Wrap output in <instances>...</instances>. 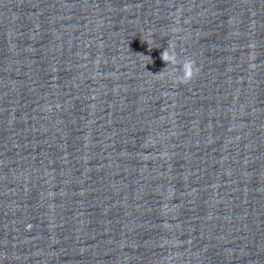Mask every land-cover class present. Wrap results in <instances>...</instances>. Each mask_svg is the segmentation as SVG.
<instances>
[{"label":"clouds","instance_id":"9594fccd","mask_svg":"<svg viewBox=\"0 0 264 264\" xmlns=\"http://www.w3.org/2000/svg\"><path fill=\"white\" fill-rule=\"evenodd\" d=\"M161 59L166 62L168 67H172V77L177 84L187 85L200 71L194 60L178 59L174 49L170 51L166 48L161 54Z\"/></svg>","mask_w":264,"mask_h":264}]
</instances>
